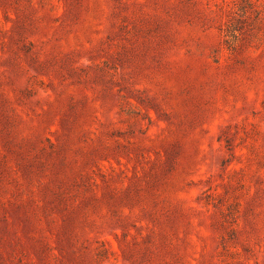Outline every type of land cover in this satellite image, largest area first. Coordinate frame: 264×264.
Segmentation results:
<instances>
[{"label":"rangeland","instance_id":"obj_1","mask_svg":"<svg viewBox=\"0 0 264 264\" xmlns=\"http://www.w3.org/2000/svg\"><path fill=\"white\" fill-rule=\"evenodd\" d=\"M0 264H264V0H0Z\"/></svg>","mask_w":264,"mask_h":264}]
</instances>
